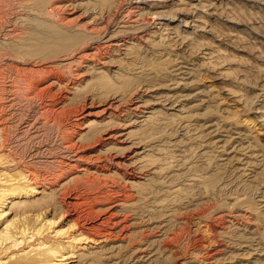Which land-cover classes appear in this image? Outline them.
I'll return each mask as SVG.
<instances>
[{
  "label": "bare ground",
  "instance_id": "obj_1",
  "mask_svg": "<svg viewBox=\"0 0 264 264\" xmlns=\"http://www.w3.org/2000/svg\"><path fill=\"white\" fill-rule=\"evenodd\" d=\"M134 1L0 0V264H160L181 251V264H264V150L252 120L236 123L225 102L243 96L191 91L220 50L164 54L176 42L167 22L235 24L223 6L233 0L155 13ZM80 7L96 12L88 27L74 25ZM151 58L163 67L145 69ZM33 100L37 113L25 110ZM72 103L78 140L60 131L49 141L45 125ZM254 114L264 129V107ZM84 140L108 174L81 165ZM227 167L243 185L261 179L260 201L242 194L208 211L231 185L215 179Z\"/></svg>",
  "mask_w": 264,
  "mask_h": 264
},
{
  "label": "rangeland",
  "instance_id": "obj_2",
  "mask_svg": "<svg viewBox=\"0 0 264 264\" xmlns=\"http://www.w3.org/2000/svg\"><path fill=\"white\" fill-rule=\"evenodd\" d=\"M192 1L193 0H135L134 2H137V4L140 5V7L142 8L150 9L149 11L151 13H155L158 9H164L166 7H167L166 9H171L175 6L181 7V5L187 7V5ZM258 1L261 2L263 0H258ZM180 2L183 3L179 5ZM225 3L226 5L223 6L225 9H227L226 11L233 17V19H235L236 21L235 24L228 23L225 20L218 18L215 19L206 18L204 19V24H201V23L193 22L192 18L183 20V18L182 17L180 18V16H177L174 19L175 21L167 22L166 27L168 29H173L172 33H175L173 34L174 35L173 37H176L175 38L176 42L170 44L171 47H168L165 50L166 52L164 54H170L171 52V56L174 55L173 58H175V56L178 55L179 57L186 58L188 60H192V59L196 60L198 53L201 51L200 48L203 49L208 47L206 49L207 52H209L212 49L213 50L215 49L216 51L220 50L221 52L219 55L218 53L214 54L215 56L221 58L218 60V62H220L219 65H217L214 69L211 68L203 69L204 72H202V74L203 73L204 74L200 77V82L196 87L191 89V91L195 89L203 90L206 89L207 87H211L212 89L211 93H214L218 95V97L222 98L224 97L222 91H224V89L226 88H230L233 91L237 92L238 95L243 96V101H242L243 105L245 102V105L247 104L246 105L247 107H243L242 104L241 105L236 103L234 104L233 101L232 102L225 101V102L226 104H229L228 106L231 105L229 109L233 111V112L231 111L232 112L231 115L233 114L234 121L236 123L241 118L243 120H245L246 118L252 120L251 122H253L252 125L254 126V128L252 129L253 132L252 135L255 136L261 148L264 150V129L260 127L258 123L259 121L256 119L257 115L254 114V111L256 109H261L262 106L264 107V98H261L260 96L258 97V95L262 93L260 90H264V72H263L264 71V38H263L264 37V5H259L260 3L254 5L252 2H249L248 0H233V2L226 1ZM95 13H96L95 10L91 8H89L88 10L87 8L84 7L78 8L77 10L72 12V14L74 15V16L72 15L73 16L72 18H75L74 25L78 24L81 26H85L87 24L86 27H88L90 25L89 22L92 20L91 18L95 16ZM149 18H150L149 20L153 21L152 23L156 24L155 30L160 29L159 33L160 31H162V29L166 28L165 26L162 25L163 21L157 20L156 15L150 16ZM158 23L161 24L158 25ZM184 24H186L187 26ZM199 29L202 31H199ZM216 38L223 41H219V40L217 41ZM133 63H137V62H133ZM132 65L134 66V64ZM133 66L129 68H133ZM142 66H144L145 69H150L154 66L153 69L150 70H154V69L159 70L160 69L159 67L161 66L163 67V65H160L156 59L154 60L152 58L148 62L147 61L143 62ZM216 72L218 73L222 72L224 74L220 76L221 79H218L220 77L219 75L216 74ZM191 91H189V93H194ZM259 98L263 99V102L261 101L258 104H255L256 99ZM78 107H79L78 104L72 103L71 105L66 106L63 109V111L60 110L61 111L60 113H58L56 116L51 118L50 121L47 122V124L45 125L46 128L44 129L46 135L47 136L49 135L47 137L49 138V141L55 140L56 135L58 133L60 134L61 131V132H65V135L69 141H73L76 143V141L78 140L79 129H74L76 127L73 128V126L77 122L76 121L78 120L77 118H80V116L76 115V110L78 109ZM25 108H26L25 110L27 111L29 110L28 111L29 113H33V111L34 113L35 112L37 113L39 111V103L37 100H33L32 102L27 104ZM202 114H204L203 111L195 112V117L197 118L196 120H198ZM201 120H204V118H202ZM235 131H236L235 129H232L231 134L232 132ZM234 137L236 138L238 136H236L235 134ZM75 147L79 155L78 157L82 158L81 165H89L91 166V168H96V172L101 169L97 174L98 176L100 174L99 177H101L102 174L109 173L110 169L108 167L102 168L106 164L102 165L97 162V158H94V153H93L94 149L90 147V142H88L87 140L80 141V143L78 142L75 145ZM189 155L190 153L188 154V157ZM215 157L217 156L212 154L211 160L213 162L215 161L214 163H217L218 160ZM226 158L227 156L224 157V159ZM230 169H231L230 167L229 168L227 167L225 173H221V175H216V178L214 177L215 179H217L218 177L220 179L224 178L223 181L221 182L222 183L228 182V184L231 183V185L229 186L227 191H224L225 194L222 192L214 193L216 194V196L213 197V202L207 206L208 211L217 208L218 205L221 203L227 204L231 202L232 199L242 194L243 195L246 194L245 197L247 199L246 200L247 204L248 203L255 204L256 202L260 201V198H258V195H256L254 191L256 189L255 187H257L256 185H258L261 179H257L256 181H253L254 183L252 184L247 182L243 185L244 182L243 180L245 179L243 177L237 179L236 172H234L235 174L234 175ZM198 170L201 171L199 173H204L205 175L208 174L207 172L209 173L211 172L210 169L209 170L198 169ZM250 170L248 171L247 174H250L252 172ZM102 178L101 179L104 185L105 183L103 180H106V178L104 177ZM111 179L116 180L117 178L109 177L106 181L111 183L112 181ZM234 182L236 185L234 184ZM112 184L113 183H111L110 185ZM237 185L239 186L241 185L244 188H246L244 192H242L244 188L240 189V191L238 190L237 192L235 188L237 187ZM232 191L233 193H231ZM173 254L174 255H172L171 259L162 260L160 264H181L180 262L184 257L183 251L178 252L177 254L176 253Z\"/></svg>",
  "mask_w": 264,
  "mask_h": 264
}]
</instances>
